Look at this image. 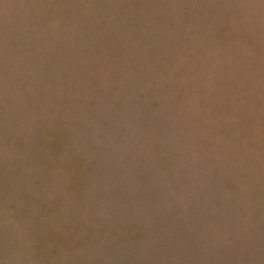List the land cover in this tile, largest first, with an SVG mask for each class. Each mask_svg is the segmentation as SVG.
I'll use <instances>...</instances> for the list:
<instances>
[{
  "label": "rangeland",
  "instance_id": "rangeland-1",
  "mask_svg": "<svg viewBox=\"0 0 264 264\" xmlns=\"http://www.w3.org/2000/svg\"><path fill=\"white\" fill-rule=\"evenodd\" d=\"M0 264H264V0H0Z\"/></svg>",
  "mask_w": 264,
  "mask_h": 264
}]
</instances>
